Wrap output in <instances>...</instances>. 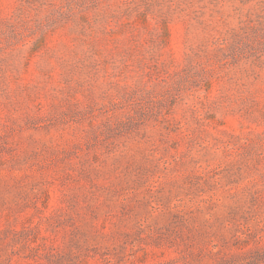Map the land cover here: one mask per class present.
<instances>
[{"label": "rangeland", "instance_id": "obj_1", "mask_svg": "<svg viewBox=\"0 0 264 264\" xmlns=\"http://www.w3.org/2000/svg\"><path fill=\"white\" fill-rule=\"evenodd\" d=\"M0 264H264V0H0Z\"/></svg>", "mask_w": 264, "mask_h": 264}]
</instances>
